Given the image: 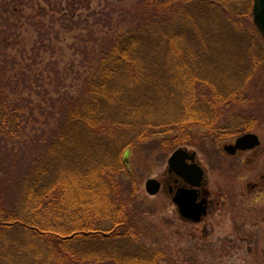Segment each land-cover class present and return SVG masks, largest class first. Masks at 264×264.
<instances>
[{
	"label": "trees",
	"instance_id": "obj_1",
	"mask_svg": "<svg viewBox=\"0 0 264 264\" xmlns=\"http://www.w3.org/2000/svg\"><path fill=\"white\" fill-rule=\"evenodd\" d=\"M48 3L52 9L38 6L37 0H0V150L12 157L8 188L21 207L20 212L16 205L0 207V231L21 230L32 240V250L41 244L43 264H157L156 250L124 247H140L153 227L142 217L137 180L125 185L119 181L127 173L119 157L125 145L118 151L115 144L130 126L138 130L133 133L137 144L165 135L169 150L188 146L197 128L196 136L205 130V137L216 139L232 137L225 136L232 129H238L236 136L254 131L256 116L246 123L249 117L227 111L231 116L216 120L218 109L208 104L252 105L239 103L248 91L230 70L237 65L241 73L251 63L257 66L248 62L242 42L245 49L230 41L237 37L231 28L237 15L226 0H104L98 11L92 9V0ZM27 5L35 6V16L43 18L32 24L43 50H52L53 37H59L55 25L79 32L77 51L85 70L76 91L60 90L59 85L53 92L43 88L48 108L39 107L43 121L31 138L21 114L30 98L13 100L21 93V83L23 91L29 87L27 79L11 75L16 62L6 52L18 42L15 30L27 18ZM251 10L249 0L250 15ZM215 19L226 29L208 26ZM241 35L257 37L258 44L260 37L264 45L253 22ZM223 53L226 62L212 70V60ZM252 60L262 63L261 58ZM224 83L227 88L218 91ZM188 112L191 117H175ZM235 119L244 126L227 127L235 126ZM23 173L25 178L20 177Z\"/></svg>",
	"mask_w": 264,
	"mask_h": 264
},
{
	"label": "rangeland",
	"instance_id": "obj_2",
	"mask_svg": "<svg viewBox=\"0 0 264 264\" xmlns=\"http://www.w3.org/2000/svg\"><path fill=\"white\" fill-rule=\"evenodd\" d=\"M48 1L51 4L56 2L62 5L67 2V0H37V5L52 9ZM227 1L231 5L229 6L230 10L237 15V19L231 26L237 37L230 41L239 48L248 49L246 50L248 62H254L257 65L252 67L251 63L250 70H243L241 73H239L237 65L230 68L231 74L238 75L237 83H240L241 88L244 87L248 91L242 95L239 103L245 101V106L252 105L244 108L242 104L238 105L232 102L227 108H224L223 105L207 103L215 108L214 111L216 108L218 109L217 113L213 115L217 116L216 120L221 116H231L228 115L231 112L243 114L242 118L249 117L246 119V123L250 121L252 115L256 116L258 121L254 123L255 129L248 133L259 137L260 146L234 157H228L222 153L223 147L238 138L234 134L238 129L225 132L227 133L225 136L229 134L232 137L223 138V135L222 139L218 137L216 139L210 135L205 137V130H201L204 132L201 133V136H196L200 131V128H197L193 132L195 136L191 138L188 146L169 150L168 143L164 141L167 140L165 135H157L147 139L144 143L137 144L136 142L139 140L133 136L136 131L133 126L127 127L128 130L119 135L120 140L118 138L119 142L115 144V150L118 151L125 145L121 152L119 151V157L121 163L125 165L127 173L120 176L119 181L125 185L128 184V181L132 183L133 180L135 182L137 180L139 201L144 210L142 217L145 223L153 227V230L148 234L150 237L143 238L139 244L140 247H136L133 243L124 245V247L131 248L130 250L133 251L140 248L156 250L160 256L157 264H264V52L262 51L264 45L260 37L261 44H258L257 37L249 40L248 37L251 34L250 36L241 35V31L247 29L249 24L251 26L252 22L249 0ZM103 4L104 0H92V9L101 10ZM24 13L27 18L22 21L20 28L18 26L15 30L18 42L15 46L12 45L6 49V52L7 59H13L16 62L15 70L11 75L15 79L24 75L27 79L29 87L23 91L24 83H21V93L14 96L13 100H19L21 97L30 98V104L21 111V114H25L23 120L28 123L26 130L31 138L34 137V130L40 129V121H43L39 107L41 109L43 104L48 108L47 102L43 98L44 89L48 88L50 92H53L59 85L60 90L63 88L76 91L81 79L85 76V70L81 67L82 56L77 51L79 47L76 39L79 36L78 31L66 32L60 29L59 24L55 25V30H59V37L55 38L54 36L52 39L53 49L45 51L38 44L40 43L39 34L32 25L34 21L43 20V18L35 16V6H25ZM84 13L86 15V12ZM33 16L34 18H32ZM208 26L216 27L220 31L225 28L216 19L211 21ZM222 38L226 39L227 34ZM251 51L261 52L253 54ZM227 57L225 53L217 56L214 61L212 60L210 68L213 70L217 64H224ZM260 58L262 63L252 60L260 61ZM157 62L159 67H162V60ZM50 68H53L57 73L52 72ZM40 74H42V79L39 78ZM37 79H39V83L43 84L42 87L36 83ZM227 82L229 79L225 83ZM225 83L218 91L227 88ZM165 95L166 93L160 95V101H165ZM194 97L197 99L199 95L194 93ZM237 98L232 97L231 100L236 101ZM217 100L226 101L225 98ZM249 100L251 102H248ZM222 112L227 115L224 116ZM187 115L191 114L188 112L175 117L177 120L181 117L182 119L191 117ZM233 122L236 124L235 126L227 124V127L244 126L237 124L241 122L236 119ZM249 124L251 125V123ZM7 145L8 147L12 146L10 142ZM179 148L194 152L196 161L204 171V181L210 193L211 204L207 215L200 223H190L181 219L167 192L169 158ZM17 151L14 149V152ZM4 152L0 150V207L4 206L7 209L15 206L19 199L17 194H13V188L10 190L8 188L7 181L13 175V173L10 174L12 157H9V153ZM18 163L25 168L23 162ZM20 177L25 178L26 173ZM148 179L163 181L164 187L159 194L150 196L146 193L145 182ZM8 205L12 206L8 207ZM15 208L18 211L21 207L16 205ZM104 228L109 229V224H104ZM21 232V230L13 229L0 231V264H43V249L40 248L42 245L39 244V249L32 250L30 247L32 240H29L27 235Z\"/></svg>",
	"mask_w": 264,
	"mask_h": 264
},
{
	"label": "water",
	"instance_id": "obj_3",
	"mask_svg": "<svg viewBox=\"0 0 264 264\" xmlns=\"http://www.w3.org/2000/svg\"><path fill=\"white\" fill-rule=\"evenodd\" d=\"M252 1V21L264 39V0ZM259 146V137L248 133L239 136L233 144L224 145L223 150L229 155H235L237 151H250ZM195 159V153L177 149L169 158L168 171L192 187L191 189L180 188L175 192L172 203L177 207L178 214L189 222L199 223L207 214V202L205 199L197 202V189L203 184L204 171ZM145 190L150 196L157 195L160 191V184L155 179H149L145 183Z\"/></svg>",
	"mask_w": 264,
	"mask_h": 264
},
{
	"label": "flooded vegetation",
	"instance_id": "obj_4",
	"mask_svg": "<svg viewBox=\"0 0 264 264\" xmlns=\"http://www.w3.org/2000/svg\"><path fill=\"white\" fill-rule=\"evenodd\" d=\"M222 153L228 157H231V156L234 157L236 155L242 154L243 152H236L235 155H229V154L225 153L224 151ZM196 163H198V162L196 161ZM168 175H169V179L167 182V192L171 196V202H172V198H173L175 192L177 191V189H180V188L191 189L192 187L189 184H186L182 179L176 177V175H174L173 173H170L169 171H168ZM157 181L160 184V191H161L162 188L164 187L163 181L161 179L160 180L158 179ZM197 193H198L197 202H200L203 199L206 200V202H207V208L206 209H207V213H208V210H209V207L211 204V200H210V193H209L208 188L205 184V181L203 182L202 186L197 189Z\"/></svg>",
	"mask_w": 264,
	"mask_h": 264
}]
</instances>
